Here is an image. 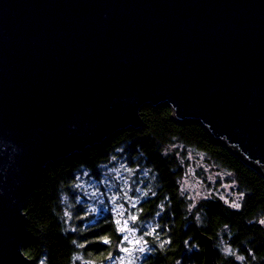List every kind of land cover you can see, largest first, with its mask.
<instances>
[{"label": "water", "instance_id": "water-1", "mask_svg": "<svg viewBox=\"0 0 264 264\" xmlns=\"http://www.w3.org/2000/svg\"><path fill=\"white\" fill-rule=\"evenodd\" d=\"M147 105L264 178V0H0V264H34L25 209L41 171L141 129Z\"/></svg>", "mask_w": 264, "mask_h": 264}, {"label": "trees", "instance_id": "trees-1", "mask_svg": "<svg viewBox=\"0 0 264 264\" xmlns=\"http://www.w3.org/2000/svg\"><path fill=\"white\" fill-rule=\"evenodd\" d=\"M140 115L141 129H122L41 171L25 209L31 237L24 253L34 264L45 258V264H115L123 232L111 211L89 213L79 200L78 177L86 170L99 178L101 166L121 161L147 173L143 181L150 194L133 209L150 248L141 264H203L202 233L213 238L219 264H264V226L258 221L264 215V178L200 124L175 122L170 107L147 105ZM188 150L236 183L243 193L239 209L217 196L192 204L181 187ZM102 237L110 242L102 243Z\"/></svg>", "mask_w": 264, "mask_h": 264}, {"label": "rangeland", "instance_id": "rangeland-1", "mask_svg": "<svg viewBox=\"0 0 264 264\" xmlns=\"http://www.w3.org/2000/svg\"><path fill=\"white\" fill-rule=\"evenodd\" d=\"M187 156L188 163L185 166V172L181 179V187L192 201V204L197 203L199 199L217 196L231 207H233V204H239L241 207L243 195H241V192L238 190L236 183L232 181L225 172L217 167L206 165L202 157L198 160L197 156L190 150L187 151ZM121 164L125 163L116 161V163L106 164L108 173L107 179L112 182L107 187L98 184L101 174L105 172V168L103 167L105 165L100 168L99 178L93 177L89 171H83L78 177V188L81 192L79 200L86 205L89 213L96 217L106 211H111L117 220H121L119 228L125 227L123 221L127 220V228L133 230L123 232V236H128L130 240L141 238L145 240L136 227V221H132L130 217L133 215L136 216L133 209L137 207L141 200L150 194L147 183L143 181L147 173L137 170L134 173H130L124 168H121ZM126 166L128 167V165ZM85 172L89 173V175H84ZM94 187H99L102 192L106 193L105 196L100 197V200H103V204H100L95 199H89ZM123 192H127L128 198L123 196ZM111 196L118 197L115 201V205L108 199V197ZM121 204L123 208L119 207ZM133 204L135 207L132 206ZM114 206L117 208L116 212L112 211ZM93 208L98 209V211H92ZM118 213H122V215ZM262 220H264V215L258 218L260 223ZM261 224L264 226V223ZM217 243L218 250L223 252L226 248V243L222 238H220ZM128 246L129 244L127 242H123L121 248ZM146 247H148V245ZM146 253L147 252L142 254L139 251H135L131 256H128L120 250L119 257L115 261V264H121L120 257H124V264H128L129 260H132L133 264H141V260Z\"/></svg>", "mask_w": 264, "mask_h": 264}, {"label": "snow or ice", "instance_id": "snow-or-ice-1", "mask_svg": "<svg viewBox=\"0 0 264 264\" xmlns=\"http://www.w3.org/2000/svg\"><path fill=\"white\" fill-rule=\"evenodd\" d=\"M116 159H117L116 156H112L111 157L112 161H115ZM133 163H135L134 160H133ZM103 167L105 168V172L101 174V178L98 180V184L105 185V187H107L112 182H111V180L107 179V175H108V173H107V165H105ZM120 167L124 168L126 171H128L130 173H134L136 171V169L128 168L126 166V164H121ZM84 175H89V173L85 172ZM86 195H87V193H86ZM105 195H106V193L102 192L99 187H94L93 191L91 192V195L89 196V199H95L100 204H103V200H100V197L105 196ZM145 195H147V194H145ZM241 195H243V193H241ZM123 196L125 198H128L127 197V192H123ZM117 198L118 197H116V196L108 197V199L110 201H112L113 205H115V201H116ZM132 206L135 207L134 204ZM119 207L123 208V205L121 204ZM233 207L239 208L240 205L239 204H233ZM92 211L95 212V211H98V209L93 208ZM112 211L116 212L117 208L114 206L112 208ZM118 214L122 215V213H118ZM130 219L132 221H136L138 219V217L133 215V216L130 217ZM115 223L117 225H120L121 224V220H116ZM123 223H124L125 227L118 228V231L125 232V231H132L133 230V229H128L127 228V224H128L127 220L123 221ZM261 223H264V220H262ZM153 233H155V229H153L152 233H149V234H153ZM101 241L104 244H108L110 242L107 237H102ZM122 242H127L129 244L128 247H122L120 249L123 253L127 254L128 256H131L132 253L135 252V251H139L142 254L145 253V252L150 251V248L146 247L148 245V241L147 240H143L142 238L141 239L130 240L128 236H123L122 237ZM109 258L111 259V257H109ZM45 259H41L39 264H45ZM119 259H120L121 264H124V257H120ZM240 259H243V257H240ZM128 264H133L132 260H129Z\"/></svg>", "mask_w": 264, "mask_h": 264}]
</instances>
